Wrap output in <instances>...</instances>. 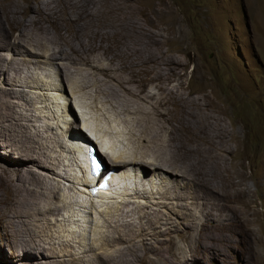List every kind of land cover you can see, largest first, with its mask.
<instances>
[{
  "label": "rangeland",
  "instance_id": "obj_1",
  "mask_svg": "<svg viewBox=\"0 0 264 264\" xmlns=\"http://www.w3.org/2000/svg\"><path fill=\"white\" fill-rule=\"evenodd\" d=\"M33 1L38 5L42 0ZM93 1L104 3L107 10H115L107 0H86L84 2L85 9ZM17 2L22 5L24 0H17ZM137 2L140 25L144 24L148 29L152 27L156 33L165 35L166 43L162 51L169 52L171 67L178 68L179 76L173 78L172 83L171 75H169L167 78L166 76L161 77L160 81L153 80V85L148 80L141 83L135 82L131 88L145 92L148 89L152 94L158 92L156 86L160 83L182 88L187 95L185 99L188 101L181 103L179 108H174L169 104L164 113L167 116L166 120L171 125L185 130L181 131L179 135L184 141H190L183 143L186 147L193 144L201 147L200 150L196 149L195 151H201L202 144L194 135L186 131L209 134L212 131L213 123L221 118L223 130L229 136L230 141L229 153L223 158L221 172L224 175L234 172L246 177L243 184L251 191L250 221H239L236 224V220L233 221L232 218L226 217L223 230L216 229L214 222H211L208 227L203 228V231L201 224L204 220H199L194 232L201 233L202 236L209 232L207 236L211 235L212 239L205 241L206 243L198 248V254H196L198 246H193L190 253L188 243L179 238V240L176 239L177 245L171 246L169 251L166 249L167 245H162L161 236L156 230L157 227H152L147 238L148 241L142 247L139 244L141 240L134 239H130L133 245L129 250H125V248L131 242L114 249L106 246L100 239L101 231L109 235L116 234L110 225L113 220L110 214L118 216L121 206H113L108 210L106 207L110 202L106 204V207H103L104 210L107 209L106 214L102 208L103 214L94 216L93 222H90L92 232H88V224L81 226L76 216L72 218L67 201L70 203L79 191L72 184L71 175L67 174L66 170L73 172L69 166L74 161L72 158L74 154L68 150V146L71 148V144L67 143L65 135L62 134V137L60 135L64 127L71 128V132L77 131L74 124L76 116L77 121L89 116L93 120H89L93 122L92 126H89L91 136L99 141L103 140V142L110 139L113 144L118 142L117 145L122 146V144H126L124 139L127 130L126 125L123 124L125 118L119 116L120 118L117 119L116 114L113 115L110 111L108 116L118 122L113 123L112 127L106 125L108 124L106 121L102 124L98 123L96 118L100 116L101 119V113L97 114L89 109L90 103L88 101L86 103L75 90H72V87L65 84L67 98L72 100L71 104L73 105V111L70 114L68 106H66V111L65 105L54 100L59 94L55 93V89L61 85V78L57 71L60 61H57L56 67L39 57L37 58L39 64L33 65L27 63L30 58L26 51L42 54L37 49L21 47L19 53H14L9 49L5 51L0 49V59L2 60L0 63L9 66V62H17L22 64L23 68V74L16 77V86L14 87L11 85L12 82L8 74L0 76V264H68L67 260L74 257L78 260L93 261L96 259L97 253L102 251L110 257L108 263L103 261L107 264H171V257L182 259V262L177 261L174 264H264V0H137ZM48 5H46V9ZM128 10L127 7L120 12L115 10L112 20L119 22L128 18L130 12ZM52 14V11L42 14L41 34L45 32L43 20L51 17ZM150 21L157 26V29H154V26H149ZM34 37L35 35H30L31 40ZM84 43L92 46L90 34H86ZM119 65L124 67L135 64L131 65L128 60L123 59L120 63H115V67ZM7 68H4V71ZM147 70L148 68L144 67L140 71L143 78H146ZM25 77L29 78L27 80L29 86L21 87L20 82ZM84 81L87 82L86 79ZM4 88L7 91L14 90L21 93L23 100L19 101L8 97ZM51 90L53 91L51 92ZM30 96H33L35 102L30 100ZM2 97L3 99H1ZM58 101L66 102L64 99H58ZM11 103L15 104L14 112L18 117L21 118L26 114L31 117L32 133H36L37 128L48 125L54 139H59L57 141L59 144L67 145V149L59 145H50V155L57 158L59 162V167L56 165L45 167V171L49 172L53 182L59 186V189H55L56 192H59V197L51 202L42 201L33 205L31 198L26 193L22 164V161L26 162L24 160L25 153L22 155L16 152L21 142L18 141L17 131L14 128L9 129ZM32 106L37 107L36 113ZM190 106H193V110L189 123H187L182 120L184 111L179 110ZM108 116L106 115V117ZM108 118L110 119V117ZM69 123L70 125H68ZM82 127L87 128V125L82 123ZM145 127L144 120L141 119L138 129L141 130ZM106 132L114 134L107 137ZM116 133H122V135L119 136ZM110 149L113 150V146ZM155 149L159 151L161 156L159 159L165 168L171 169L170 171L173 170V172L176 169V173L179 171V174H184L176 165H171L173 162L167 164V161L163 160L165 157L171 156V142L168 149L161 150L160 144H156ZM110 151L109 154L114 156ZM75 155L77 156V153ZM111 156L105 155L104 158L102 156L101 158L107 167L114 169ZM34 170L38 171L39 168L34 167ZM60 173H62L61 176ZM151 175L153 176V174ZM178 179L182 182L180 176ZM30 180L46 184V181L38 176H31ZM137 180L140 179L137 178ZM148 183L150 185L148 191H156L159 188L156 187L157 189L152 190L151 180ZM143 187L145 186L141 185V188ZM66 188H68L67 192H65ZM136 189L143 191L144 188ZM160 190L158 189L154 194L147 195L145 198H138L136 204H156L160 201ZM131 193L135 195L134 192ZM115 197L123 199L118 195ZM241 198L242 196L236 204L238 208H242ZM198 202L206 205L208 215L207 204L212 202L206 197ZM63 203L66 204V209H63L59 216H51L47 213L52 207L63 208ZM27 210L38 220L40 226L45 220L54 224L52 228L43 230L41 235L44 237L42 239L55 243L63 251L59 248L54 253H43L42 246L34 249H21L15 246V236L10 238L9 230L24 219ZM194 211V213L198 211L196 214L202 212L200 208H195ZM165 212L170 213L167 209ZM173 218L175 222L181 223L180 229H183L184 224L188 223L180 218ZM82 228L83 230H81ZM80 239L83 240V245L79 242ZM61 245L70 247L64 248ZM90 248L94 250L93 253L83 254L84 250ZM66 251H70L73 257L64 256ZM112 251L116 252L109 254ZM157 253H161L162 257H159Z\"/></svg>",
  "mask_w": 264,
  "mask_h": 264
},
{
  "label": "bare ground",
  "instance_id": "obj_2",
  "mask_svg": "<svg viewBox=\"0 0 264 264\" xmlns=\"http://www.w3.org/2000/svg\"><path fill=\"white\" fill-rule=\"evenodd\" d=\"M85 1L42 0L40 4L36 5L33 0H24L21 5L17 0H0V49L2 51L9 49L14 53H19V48L21 47L37 49L42 54L26 51L27 56L30 58L27 63L33 65L39 64V60H37L39 57L44 58L51 66L56 67L57 61H60L57 71L58 76L61 78V85L54 89L55 93H59L57 94L58 99L66 101H62V103H65L63 104L65 107L68 106L70 114H72L73 105L71 104L72 100L69 97L67 98V87L65 84L72 87V90H75L86 103L87 101L90 103L89 109L97 112V114L101 113V119L100 116L96 118L98 123L102 124L106 121L108 123L106 125L112 127L111 125L118 122V120L113 121L111 116H108L111 112L113 115L116 114L115 117L117 119L119 116L125 118L123 124L126 125L127 130L126 138L124 139L126 144L120 146L117 145L119 144L118 142L113 144L110 139H105V142L100 140L102 144L113 146L112 150L110 147L104 148L100 145L101 150L105 154H109V150L113 152L111 154L114 156H110L114 163L112 168L116 172L111 178V182H114L116 188L121 186L123 190L122 193H115L114 195H118L123 199L116 197L120 200V203H113L111 206H121L118 216L110 214L113 219L110 225L116 234L109 235L101 231V241L103 240L102 242L106 246L114 249L125 246L132 241L130 239L141 240L139 244L142 247L146 245L152 227H157L156 230L161 236L162 245H167L166 249L169 251L171 246L177 245L176 239L179 238L188 243L187 246L190 253L193 246H198L196 248V254H198V248L204 245L205 241L212 239L211 235L207 236L209 232L204 233L205 235L203 234V236L201 233L194 232L199 220H204L202 224L200 223L201 230L204 231L203 228L208 227L211 222H214L216 229L221 230L225 227L224 221L229 217L233 221L236 220V224L239 221L249 222L251 217V191L243 184L246 181V177L234 172L228 175H224L221 172L223 158L228 155L230 144L229 136L224 132L221 124L222 120L219 118L216 123H213L212 131L209 134H196L186 131L196 137L202 144V149L201 151H195L201 148L197 144L186 147L183 143L190 141H184L179 135L181 131L185 130L171 125L166 120L167 116L164 113L169 104L174 108H179L181 103L188 101L185 99L187 95L184 90L179 87H170L166 83L157 85L158 92L154 94L150 93L148 89L145 92L131 88V85L135 82L141 83L148 80L153 85L154 81H160L161 77L166 76L167 78L169 75H171L172 83V79L179 76L178 68L175 66L171 67V55L169 52L165 53L162 51L166 43L165 35L156 33L152 27L148 29L144 24L143 26L140 25V12L137 9V0H107L118 12L126 9V7L127 10H130L129 17L119 22L112 20L115 10H107L104 3L93 1L85 9ZM46 5H48L47 9ZM46 11H52L53 14L43 20L45 32L41 34L40 31L43 28L41 17ZM149 26H154V29H157V26L152 24L151 21ZM87 33L92 36L91 47L84 43ZM31 34L35 35L33 40L30 39ZM123 59L128 60L131 65H135H125L124 67L119 65L115 67V63H120ZM0 62H2L1 59ZM6 67L8 68L4 71ZM144 67L148 68L145 72L146 78H143L140 74ZM11 72L12 74L10 75ZM5 74L9 75L12 82L11 85L13 87L16 86V77L23 74L22 64L9 62V66H6L0 63V76ZM28 79V77H25L20 82V86H29ZM85 79L87 82L84 81ZM4 89L8 97H13L19 101L23 100L21 93ZM30 97V100L35 102L33 96ZM32 107L36 113L38 111L37 107ZM192 108L193 106L180 108L179 111H184L182 115L184 122L189 123ZM14 109L15 104L11 103L9 129L14 128L17 131L18 141L21 142L16 152L22 155L25 153L24 160L26 162L22 161V164L26 193L31 198L33 205L42 201L51 202L59 197V192L55 191L56 188L59 189V186L53 182L49 172L45 171V167L47 168L48 165L59 167V162L57 158L50 155V145H59L64 149H67V145L59 144L57 142L59 139H54L55 137L50 134L51 128L48 125L47 127L37 128V132L32 133L31 117L26 114L20 118L16 115ZM65 110L67 111V107ZM83 119L87 123H91L89 120H92L89 116ZM141 119L144 120L146 127L139 130ZM79 121H77L76 116L74 120V124L77 127L76 132H71V128L64 127L60 137L63 134L67 139L66 141H68L67 137L71 136L69 135L71 133L75 134V139L78 141H81V136L87 138L86 134L79 128ZM106 134L108 137L114 133L106 132ZM116 134L122 135V133ZM170 142L171 156L162 159L166 160L167 164L173 162L171 165H176L184 174H179V171L176 173V169L174 172L173 170L170 171L171 169L165 168L159 159L161 156L159 151L155 149V145L160 144V149L164 150L169 148ZM71 149L68 146L71 154L75 156L77 153L76 163H79L81 168L86 169V166L81 162L83 149L79 147L75 148V151ZM232 157L231 159H233ZM34 167L39 168V170H34ZM67 169L69 168L67 167ZM129 169L134 172H128ZM74 170L75 168H73ZM109 170L112 169L110 168ZM137 170L142 173L143 181L150 182L151 180L152 190L157 189L156 187L161 189L159 192L160 201L156 204H136L138 198H145L147 195H152L158 191V189L156 191H138L136 188L143 189L145 187L141 188L140 183H136L140 181L137 180V178L140 179L137 176ZM66 171L67 174L71 172V170ZM59 175L61 176L62 173ZM31 176L41 177L46 181V184L43 185L33 180L29 181ZM179 176L182 178V182L185 181L186 183H182L178 179ZM81 182L83 185L86 184L85 179H81ZM134 189L136 190L134 191ZM131 192H134L135 195ZM104 193L109 195L111 191L106 190ZM137 195L138 197H136ZM240 196H242V208H238L236 205ZM203 197L208 198L212 202L207 204L209 207L208 215L206 205L198 202ZM106 201L110 202V196L100 198L99 204H105ZM67 203L73 214L71 210L73 203L71 201L70 203L67 201ZM91 204L95 210L97 208L102 210L98 205ZM109 207L106 208L109 210L111 209ZM104 208L103 211L106 214L107 209L104 210ZM195 208H200L202 212L200 214H196L198 211L194 213ZM63 209H66L65 203H63V208L52 207L47 213L51 216H59ZM165 209L170 211V213H166ZM81 210L86 209L81 208ZM173 217L180 218L188 223L184 224L183 229H180L181 223L175 222ZM53 226L54 224L48 220H45L40 226L38 220L27 210L24 214V219L14 226L13 229H10L8 235L10 238L15 236L16 242L14 243L17 248L34 249L42 246L43 253H54L59 248L63 251L55 243L42 239L44 237L41 235L43 230L50 229ZM87 227H89L88 232H92L90 222ZM21 237L22 239L19 240ZM191 239L194 240L191 241ZM79 242L81 245L84 244L82 239ZM132 245L133 242L125 250H129ZM61 246L64 248L70 247L69 245ZM93 252L94 250L90 248L89 250H84L83 254ZM114 252L116 251H112L109 254ZM63 255L73 257L70 251L64 252ZM157 255L162 257L161 253H157ZM72 259L67 260L68 264H107L110 257L102 251L97 253L96 259L93 261L88 259H84L86 261L78 260L75 257ZM177 261L182 262V259L171 257V264Z\"/></svg>",
  "mask_w": 264,
  "mask_h": 264
},
{
  "label": "clouds",
  "instance_id": "obj_3",
  "mask_svg": "<svg viewBox=\"0 0 264 264\" xmlns=\"http://www.w3.org/2000/svg\"><path fill=\"white\" fill-rule=\"evenodd\" d=\"M57 99V97L54 99V100H56ZM59 104H62L63 105V103H61V102H59L58 101V99L56 100ZM79 121V120H78ZM80 124H79V128H80V130L84 133V134H86V136H87V138H84L83 136H81V141H79V144L80 145H77L76 144V142H75V134H73V135H71V136H69L68 137V143H70L71 144V148L72 149H74L75 150V148H82L83 149V157H81V162L86 166L87 164H86V159H87V155H85V149H84V146L85 145H91L92 147H94L95 149H96V152H97V156H98V158H99V160L101 161V164H102V166L104 167V171L102 172V174L100 175V179H102L105 175H107L109 172H112V171H115L114 169H112V170H109L110 168L109 167H107L105 164H104V161H103V159L101 158V156L104 158L105 157V155L106 156H110V154H105L104 152L103 153H101L100 151H99V146L102 144V142L101 141H99V140H97L96 138H94L93 136H91V134H90V127L89 126H92L91 124H92V122L91 123H87L84 119H81L80 121ZM82 123H85V125H87V128H83L82 127ZM89 127V128H88ZM82 128V129H81ZM91 137L92 138H94V139H91ZM77 140V139H76ZM101 147V146H100ZM100 154H101V156H100ZM74 161H73V163H71L70 164V169H73V168H75V170L73 171V172H71L70 173V175H71V182H72V184H74L75 186H76V188L78 189V193L76 194V196L73 198V199H71V202L73 203L72 205H71V210H72V212H73V214H72V218H73V216H76V218H77V220L79 221V223H80V225L81 226H85V225H87L89 222H93V217L94 216H98V214H100V213H102L101 211L102 210H99L98 208H97V210H95L94 209V206H92V204L91 203H94L95 205H98L101 209L106 205V204H108L109 202L108 201H106L105 202V204H99V201H100V198H102V197H100V198H98L97 199V201H95V202H92V201H87V199H84L85 197H83V191H84V189H88L89 188V184L94 180L93 178H91V176H90V173H88L86 170H87V166H86V169H83V168H81L80 166H79V163L77 164L76 162H77V156L75 155L74 156ZM116 172V171H115ZM87 176H89L90 177V179L88 180V178H87ZM81 179H85V181H86V184L85 185H83L82 184V182H81ZM100 179H98V182L100 181ZM78 180V181H77ZM83 186H82V185ZM150 188V187H149ZM149 188H144L145 190H149ZM143 189V190H144ZM67 190H68V188H66L65 189V192H67ZM64 192V193H65ZM122 193V192H121ZM120 194V193H119ZM110 195H107L106 197H109ZM79 201V202H78ZM78 202V203H77ZM113 203H115V204H117V203H120V200H118L115 196L114 197H112V196H110V204H108L107 205V207L108 206H112V204ZM81 208H83V209H86V210H81ZM86 214V216H88V215H90V217H88V218H85V217H83V215H85ZM81 230H83V228L81 229ZM78 232H80L79 230H78Z\"/></svg>",
  "mask_w": 264,
  "mask_h": 264
},
{
  "label": "snow or ice",
  "instance_id": "obj_4",
  "mask_svg": "<svg viewBox=\"0 0 264 264\" xmlns=\"http://www.w3.org/2000/svg\"><path fill=\"white\" fill-rule=\"evenodd\" d=\"M96 167L98 168V167H99V165H96Z\"/></svg>",
  "mask_w": 264,
  "mask_h": 264
}]
</instances>
